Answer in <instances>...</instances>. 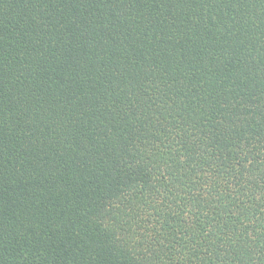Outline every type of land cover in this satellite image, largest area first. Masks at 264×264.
<instances>
[{
    "label": "trees",
    "instance_id": "trees-1",
    "mask_svg": "<svg viewBox=\"0 0 264 264\" xmlns=\"http://www.w3.org/2000/svg\"><path fill=\"white\" fill-rule=\"evenodd\" d=\"M0 264H264V0H0Z\"/></svg>",
    "mask_w": 264,
    "mask_h": 264
}]
</instances>
